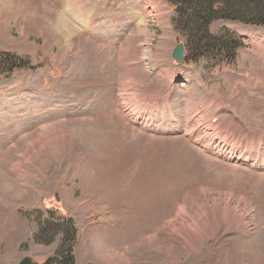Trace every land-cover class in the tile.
I'll use <instances>...</instances> for the list:
<instances>
[{
    "label": "rangeland",
    "instance_id": "374dc122",
    "mask_svg": "<svg viewBox=\"0 0 264 264\" xmlns=\"http://www.w3.org/2000/svg\"><path fill=\"white\" fill-rule=\"evenodd\" d=\"M176 16L166 0H0V50L31 63L0 80V264H47L62 239L76 264H264V26L216 20L233 59H190ZM68 219L75 236L37 240Z\"/></svg>",
    "mask_w": 264,
    "mask_h": 264
},
{
    "label": "trees",
    "instance_id": "16d2710c",
    "mask_svg": "<svg viewBox=\"0 0 264 264\" xmlns=\"http://www.w3.org/2000/svg\"><path fill=\"white\" fill-rule=\"evenodd\" d=\"M176 8L177 16L173 19L175 27L179 31H185L192 35V45L195 51L201 54L188 58L205 56L215 58L227 52L233 59V49L239 46L238 40H233L228 34L214 36L209 32V26L216 20H227L245 23L247 25L264 26V0H166ZM186 57V58H187ZM30 61L27 58L10 51L0 50V80L12 76L20 69H29ZM31 68V67H30ZM65 223L43 224L38 241L45 243L53 241L58 234L67 235L71 232L76 235V229L71 219ZM50 227V232L48 231ZM75 238V237H74ZM71 243V242H70ZM64 239L60 244L54 258H50L47 264H76L74 248Z\"/></svg>",
    "mask_w": 264,
    "mask_h": 264
},
{
    "label": "bare ground",
    "instance_id": "6f19581e",
    "mask_svg": "<svg viewBox=\"0 0 264 264\" xmlns=\"http://www.w3.org/2000/svg\"><path fill=\"white\" fill-rule=\"evenodd\" d=\"M95 2H96V1H95ZM84 5H86V4H84ZM80 7H81V5H80ZM84 7H85V6H84ZM85 8H86V7H85ZM83 10H84V9H83ZM58 14H59V13H58ZM61 16H62V15H61ZM56 17H57V16H55V18H56ZM58 18H59V20L62 19V17H58ZM56 19H57V18H56ZM56 19H55V20H56ZM59 20H58V21H59ZM70 20H71V19H70ZM58 21H57V25H58ZM55 22H56V21H55ZM55 22H54V24H55ZM59 22H61V20H60ZM61 23H62V22H61ZM54 24H53V26L56 25V24H55V25H54ZM63 24H64V26H66L67 23L65 22V23H63ZM59 26H60V25H59ZM59 26H58V27H59ZM68 27H69V26H68ZM55 28H56V27H54V29H55ZM63 28H64V27H63ZM63 28L58 29L57 32H58V33L62 32ZM65 28H66V27H65ZM65 28H64V31H66ZM55 30H56V29H55ZM54 33H55V32H54ZM64 33H65V32H64ZM68 33H69V31H68ZM56 34H57V33H56ZM58 35H59V34H58ZM58 35H57V36H58ZM65 36H66V35H65ZM60 40H61V39H60ZM58 42H59V41H58ZM146 50H147V49H146ZM129 86H130V85H129ZM134 87H135V86H134ZM132 91H133V90H132ZM133 95H134V94H133ZM128 96H129V95H128ZM128 96H127V97H128ZM127 97H126V98H127ZM122 99H123V98H122ZM123 101H124V100H123ZM132 101H133V100H132ZM128 104H129V103H128ZM129 105H131V104H129ZM132 107H133V106H132ZM132 107H131V109H129V110L132 111V112H129V110L125 108V110L127 111V113H128L129 115H130V113H133V112L135 113V110H136V109L134 110L135 107H134V108H132ZM145 107H147V108H145V109H147V112H148L150 109H152V106H150V107H149V106H145ZM123 108H124V107H123ZM129 108H130V107H129ZM139 113H140V112H139ZM145 114H146V113L141 112L138 116L141 118V116H143V115H145ZM148 114H149V113H148ZM130 116L132 117V115H130ZM135 116H136V115H135ZM133 117H134V116H133ZM148 117H151V116H148ZM148 117H146V118H148ZM140 118H139V119H140ZM141 119H143V118H141ZM144 119H145V118H144ZM133 120H135V118H133ZM86 124H87V123H86ZM47 126H48V125H47ZM142 126H143V127H147L146 125H142ZM45 127H46V126H45ZM205 138H206V135L203 136V137L200 138V139L205 140ZM175 140H176V139H175ZM21 141H22V140H21ZM19 142H20V141H19ZM214 143H215V142H214ZM222 145H223V143H219V142H218V143H215V145H214V149H215V150H216V149L219 150V148H222V147H223ZM11 147H12V146H11ZM8 149H9V148H8ZM137 149H138V148H137ZM164 151H165V150H164ZM232 156H234V157L236 158L237 161H246V160H247V158H246L244 152H241V153L238 154V155H236V153H233ZM1 159H2V158H1ZM259 164H260V163H259ZM149 170H150V169H149ZM128 171H129V170H128ZM121 173H122V172H121ZM124 173H125V172H124ZM205 184H206V183H205ZM191 188H192V187H191ZM225 192H226V191H225ZM230 193H231V192H230ZM232 193H233V192H232ZM126 194H127V193H126ZM181 208H182V207H181ZM161 222H163V221H161ZM165 224H166V223H165ZM169 224H170V223H169ZM169 224H168V225H169ZM161 225H162V224H161ZM167 230H168V229H167Z\"/></svg>",
    "mask_w": 264,
    "mask_h": 264
},
{
    "label": "water",
    "instance_id": "95a60500",
    "mask_svg": "<svg viewBox=\"0 0 264 264\" xmlns=\"http://www.w3.org/2000/svg\"><path fill=\"white\" fill-rule=\"evenodd\" d=\"M185 52H186V46L185 43L180 41V39H177V44L173 50L172 57L176 64H181L184 61L185 58ZM58 207V204H57ZM20 264H35L33 259L31 257L24 258Z\"/></svg>",
    "mask_w": 264,
    "mask_h": 264
}]
</instances>
